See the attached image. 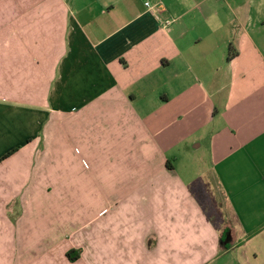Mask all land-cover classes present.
<instances>
[{
	"label": "crops",
	"instance_id": "obj_1",
	"mask_svg": "<svg viewBox=\"0 0 264 264\" xmlns=\"http://www.w3.org/2000/svg\"><path fill=\"white\" fill-rule=\"evenodd\" d=\"M0 264H264V0H0Z\"/></svg>",
	"mask_w": 264,
	"mask_h": 264
},
{
	"label": "rangeland",
	"instance_id": "obj_2",
	"mask_svg": "<svg viewBox=\"0 0 264 264\" xmlns=\"http://www.w3.org/2000/svg\"><path fill=\"white\" fill-rule=\"evenodd\" d=\"M51 128H53L52 125H51ZM44 139H45V137H44ZM41 144L42 145H40V150L44 151V149H45V147H44L45 141L42 140ZM46 150H48V148ZM81 151L84 153V151L82 149H81ZM75 158H77V157H75ZM74 162H75V164H73L72 172H73V175H74V179L76 181L75 182L76 184L75 183H73V184H75L76 188L73 187V185H72V187L76 189V190H74V192H76V193L77 192L78 193L81 192L82 193V190H83L82 188L85 187V184L88 185V186H91L90 185V181H87L88 180L87 171L82 168V165L78 166L79 165L78 160L75 159ZM86 182H88V184ZM195 187H196V185H195ZM67 188H68L67 190H70L69 184H68ZM83 194H84V196L86 195L85 192ZM196 196H200L199 197L200 198L199 202H201V203L203 202L202 205H203V209H204L203 210V213L205 215L204 217H205V219H207L209 221V223L213 227L216 225V223L220 224L218 222H220L221 220L230 219L229 211L227 210V206L222 200H219L218 195L214 194V197H212L211 199H210L209 195H207V198L201 199V193H198ZM216 201L219 203V207H215L214 206ZM82 205L84 207L86 206V201L85 200H83ZM46 222H50V217L48 215H47ZM44 224L48 225L46 223H44Z\"/></svg>",
	"mask_w": 264,
	"mask_h": 264
},
{
	"label": "trees",
	"instance_id": "obj_3",
	"mask_svg": "<svg viewBox=\"0 0 264 264\" xmlns=\"http://www.w3.org/2000/svg\"><path fill=\"white\" fill-rule=\"evenodd\" d=\"M71 254H72V253H68V257H69L71 260H73V258L71 257Z\"/></svg>",
	"mask_w": 264,
	"mask_h": 264
},
{
	"label": "built area",
	"instance_id": "obj_4",
	"mask_svg": "<svg viewBox=\"0 0 264 264\" xmlns=\"http://www.w3.org/2000/svg\"><path fill=\"white\" fill-rule=\"evenodd\" d=\"M145 5H146V7H148V8L150 7V4H149V3H146Z\"/></svg>",
	"mask_w": 264,
	"mask_h": 264
}]
</instances>
